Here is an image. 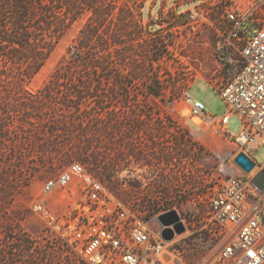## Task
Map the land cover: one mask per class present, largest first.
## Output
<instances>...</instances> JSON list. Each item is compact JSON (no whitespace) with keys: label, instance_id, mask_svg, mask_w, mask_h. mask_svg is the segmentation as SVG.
Here are the masks:
<instances>
[{"label":"rangeland","instance_id":"374dc122","mask_svg":"<svg viewBox=\"0 0 264 264\" xmlns=\"http://www.w3.org/2000/svg\"><path fill=\"white\" fill-rule=\"evenodd\" d=\"M173 1L163 2L170 7ZM163 2L92 0L30 78L22 74V65L13 70L7 60L0 59V66L9 68L0 75V115L30 132L29 136L22 134L10 141L0 138V236L4 233L3 218L8 217V226H12L13 218L22 215V231L34 242L41 241L42 219L29 205L45 179L56 175L73 158L102 174L119 198L134 200L154 211L179 209L181 199L192 202L202 192L208 193L216 180L244 172L233 160L239 151L249 155L252 151L258 164L264 162V143L247 150L223 133L218 123L204 124L189 113L188 104L182 99L187 88L191 98L203 102L206 112L217 117L224 114L226 103L213 83L225 73L228 64L222 63L227 57H210L206 53L212 49L196 41L184 45L177 28H158L155 23L161 21L156 15L161 13ZM197 2L185 0L177 11L189 9ZM88 18L93 31L90 62L85 68L79 63L68 65V48ZM115 35L121 40L118 54L113 44ZM62 58L65 67L77 71L74 77L91 81L92 88L78 114H86L88 121L76 122L78 125L68 126L66 131L57 129L56 137L51 139L48 132L39 130V125H29L34 117L24 121L25 116L36 117L40 113L23 111L14 105L27 92L41 88ZM204 65L216 70L209 82L201 77ZM115 71L125 77L124 82H116ZM62 83L66 85V80ZM44 109L54 114L53 109ZM226 127L237 135L241 128L239 117L231 115ZM50 139L54 145L49 146L51 150L44 157L53 158L55 164L40 167L39 151ZM84 139L88 146H83ZM70 146L82 148L70 158L68 153H62ZM20 164L24 167L20 168ZM262 197L258 205L264 208V191ZM56 209L61 210L62 206ZM38 250L41 249L31 251L36 255ZM214 253L215 250L210 251L209 256ZM194 256L186 258L193 260ZM56 258L49 260L57 264L68 261Z\"/></svg>","mask_w":264,"mask_h":264},{"label":"built area","instance_id":"2783aa9c","mask_svg":"<svg viewBox=\"0 0 264 264\" xmlns=\"http://www.w3.org/2000/svg\"><path fill=\"white\" fill-rule=\"evenodd\" d=\"M156 19L158 28H177L184 45L196 41L212 49L210 57H227L225 73L213 83L226 103L224 114L206 112L187 88L182 99L189 113L204 124L218 123L247 150L264 143V0H198L177 13L163 2ZM203 71L209 82L216 70L204 65ZM231 115L241 121L237 135L226 127ZM247 155L255 163L248 174H231L198 199L179 201L173 209L184 230L169 240L161 235L165 226L158 215L170 209L154 211L119 198L102 174L73 158L45 179L29 205L41 217L42 239L51 246L38 253L67 259L64 264H264V208L258 205L263 191L252 183L264 162L258 164L252 151Z\"/></svg>","mask_w":264,"mask_h":264},{"label":"trees","instance_id":"16d2710c","mask_svg":"<svg viewBox=\"0 0 264 264\" xmlns=\"http://www.w3.org/2000/svg\"><path fill=\"white\" fill-rule=\"evenodd\" d=\"M90 2L92 0H0V59L7 60L13 70H17L18 65H22L21 72L24 77H32L49 57L62 34L77 19L80 11L90 6ZM92 34V26L88 18L76 36L75 42L68 48V58H70L66 61L68 65L73 66L79 63L84 68L87 67L90 62L89 48ZM120 42V37L115 35L113 44L117 54L121 48ZM62 61H64L63 58L41 88L34 93L27 92L24 98L16 99L14 105L23 111L40 113V115L35 114L36 117L25 116L24 121L34 117L35 121H27L29 125L32 127L39 125L41 127L39 130L48 132V137L51 139L56 137L57 129L66 131L64 129L68 126L78 125L76 122L88 121L86 114L81 116L78 114L81 113L80 107L85 105L92 88L91 81L83 77H74L77 71L69 66L65 67ZM8 70L9 68L0 66V75ZM65 74L68 77H64ZM22 78L21 81H23ZM114 78L116 82L122 83L125 77L115 71ZM64 80L66 85L62 83ZM17 93L22 92L17 91ZM45 107L53 109L54 114L47 113ZM8 118L0 115V138H8L10 141L22 134L29 136L28 129L11 123ZM38 134L45 135L40 132ZM81 136L85 138L84 135ZM51 139L47 140L48 142L45 141L47 145L39 151L38 165L40 167L55 164L53 158L48 160L44 157L45 152L48 153L54 145ZM83 143V146H88L86 145L88 141L85 139ZM49 146H51L50 149ZM78 148L82 147L70 146L62 153H68L72 158L73 153L78 152ZM55 152L61 151L55 149ZM23 167L24 164H20V168ZM13 220L15 225L8 226L10 219L3 218L5 223L1 225L4 233L0 236V264L51 263L50 260L45 259L46 253L37 252L35 255L31 251L34 248L49 249L51 246L43 241L42 236H40V242H34L33 237L22 231L19 226L22 215H17Z\"/></svg>","mask_w":264,"mask_h":264},{"label":"water","instance_id":"95a60500","mask_svg":"<svg viewBox=\"0 0 264 264\" xmlns=\"http://www.w3.org/2000/svg\"><path fill=\"white\" fill-rule=\"evenodd\" d=\"M233 160L246 173L250 172L255 165L254 161L243 151H239ZM252 183L260 191H264L263 169L257 171L256 175L252 178ZM158 220L163 226H165L161 232V235L165 240L171 239L174 236V233L179 234L184 230V225L180 221L179 215L175 209L160 213L158 215Z\"/></svg>","mask_w":264,"mask_h":264},{"label":"crops","instance_id":"0c3cea01","mask_svg":"<svg viewBox=\"0 0 264 264\" xmlns=\"http://www.w3.org/2000/svg\"><path fill=\"white\" fill-rule=\"evenodd\" d=\"M175 1V0H174ZM173 1V3L171 4V10H172V13H177V12H179V11H177V8H178V6L180 5V4H178V5H174L175 4V2ZM179 2H182V1H184V0H178ZM147 20H148V18H147Z\"/></svg>","mask_w":264,"mask_h":264},{"label":"bare ground","instance_id":"6f19581e","mask_svg":"<svg viewBox=\"0 0 264 264\" xmlns=\"http://www.w3.org/2000/svg\"><path fill=\"white\" fill-rule=\"evenodd\" d=\"M253 172V171H252Z\"/></svg>","mask_w":264,"mask_h":264}]
</instances>
